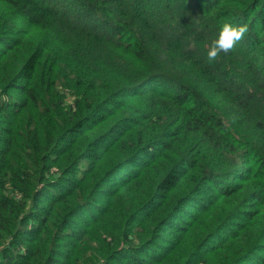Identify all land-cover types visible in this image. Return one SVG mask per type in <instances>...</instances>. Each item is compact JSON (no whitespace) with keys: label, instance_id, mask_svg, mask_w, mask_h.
<instances>
[{"label":"trees","instance_id":"16d2710c","mask_svg":"<svg viewBox=\"0 0 264 264\" xmlns=\"http://www.w3.org/2000/svg\"><path fill=\"white\" fill-rule=\"evenodd\" d=\"M0 264H264V0H0Z\"/></svg>","mask_w":264,"mask_h":264},{"label":"clouds","instance_id":"9594fccd","mask_svg":"<svg viewBox=\"0 0 264 264\" xmlns=\"http://www.w3.org/2000/svg\"><path fill=\"white\" fill-rule=\"evenodd\" d=\"M248 32L247 25H234L230 22L220 24L215 36L211 39L206 51L209 62L216 61L221 53L227 54L234 50Z\"/></svg>","mask_w":264,"mask_h":264}]
</instances>
